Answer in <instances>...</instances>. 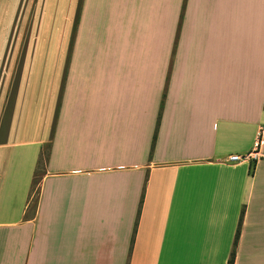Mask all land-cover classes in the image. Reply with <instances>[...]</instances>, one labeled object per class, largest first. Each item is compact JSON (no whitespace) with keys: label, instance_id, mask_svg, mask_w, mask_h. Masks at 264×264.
<instances>
[{"label":"crops","instance_id":"0c3cea01","mask_svg":"<svg viewBox=\"0 0 264 264\" xmlns=\"http://www.w3.org/2000/svg\"><path fill=\"white\" fill-rule=\"evenodd\" d=\"M0 264H264V0H0Z\"/></svg>","mask_w":264,"mask_h":264},{"label":"built area","instance_id":"2783aa9c","mask_svg":"<svg viewBox=\"0 0 264 264\" xmlns=\"http://www.w3.org/2000/svg\"><path fill=\"white\" fill-rule=\"evenodd\" d=\"M257 153L256 152H251L250 154H248L247 156H238V155H232L228 158L229 162H235V163H239L242 162L244 160H257Z\"/></svg>","mask_w":264,"mask_h":264},{"label":"trees","instance_id":"16d2710c","mask_svg":"<svg viewBox=\"0 0 264 264\" xmlns=\"http://www.w3.org/2000/svg\"><path fill=\"white\" fill-rule=\"evenodd\" d=\"M40 172H37V176L35 177V179H34V181H33V191L32 192H35V194H36V192H37V190H36V187H37V185H38V183H39V178H38V174H39Z\"/></svg>","mask_w":264,"mask_h":264},{"label":"rangeland","instance_id":"374dc122","mask_svg":"<svg viewBox=\"0 0 264 264\" xmlns=\"http://www.w3.org/2000/svg\"><path fill=\"white\" fill-rule=\"evenodd\" d=\"M41 169V168H40Z\"/></svg>","mask_w":264,"mask_h":264}]
</instances>
